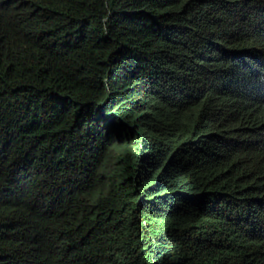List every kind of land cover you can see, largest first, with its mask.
Instances as JSON below:
<instances>
[{
	"label": "trees",
	"instance_id": "trees-1",
	"mask_svg": "<svg viewBox=\"0 0 264 264\" xmlns=\"http://www.w3.org/2000/svg\"><path fill=\"white\" fill-rule=\"evenodd\" d=\"M0 264H264V0H0Z\"/></svg>",
	"mask_w": 264,
	"mask_h": 264
}]
</instances>
